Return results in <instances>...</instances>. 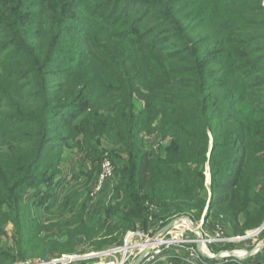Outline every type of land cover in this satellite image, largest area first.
<instances>
[{"label": "trees", "instance_id": "obj_1", "mask_svg": "<svg viewBox=\"0 0 264 264\" xmlns=\"http://www.w3.org/2000/svg\"><path fill=\"white\" fill-rule=\"evenodd\" d=\"M260 2L0 0L1 239L13 225L0 264L120 244L99 238L192 210L214 213L234 237L264 223ZM63 129L86 155L98 138L124 142L115 222L75 219L74 193L43 191L41 166L59 156L49 143ZM155 129L169 138L161 154L145 146Z\"/></svg>", "mask_w": 264, "mask_h": 264}, {"label": "rangeland", "instance_id": "obj_2", "mask_svg": "<svg viewBox=\"0 0 264 264\" xmlns=\"http://www.w3.org/2000/svg\"><path fill=\"white\" fill-rule=\"evenodd\" d=\"M129 9L133 11L138 10L137 3L128 2ZM260 6L259 9H256V12L261 15V32L264 37V0H261L259 3ZM167 30L169 33H166V35L162 40H165V42H170V39H166L169 37L170 33L172 32L171 28L167 27ZM165 34V33H164ZM150 132L149 134L144 135L145 140V146L152 150L156 154H161L165 151L167 145L169 144V138L165 137V133H158L156 131ZM68 131L66 129H63L62 131H58L59 136H53L51 138L50 149H52L54 146H57L55 152L59 153V156H50V160H52L51 167L49 166L50 163H44L41 166L42 171H46L47 175L46 178L49 179L48 183H44L42 186L43 188H46L47 186H51L52 188V197L56 194H60V197L58 201L63 200L66 201L69 199L68 196H71V194L74 193V195L70 198L71 200V208L73 209V218L77 219L78 217H82L85 222L88 224L94 226V225H100L103 220L108 219V221H113L112 217L109 215L111 211V207L116 204V185L118 182V178L121 174V172L126 168L125 164H123L124 158H128L126 154H124L122 151L125 150V144L123 141L119 142H108L106 138L101 137L98 138L94 142V152H92L90 155H86L83 153L78 152L74 145V140L71 139L70 141L62 140L61 134H66ZM108 158L111 160L116 168V173L114 175V178L111 179V181L105 186L102 193L96 196H91V185L94 180V176L96 172L98 171V168L102 162L103 159ZM128 161V160H127ZM123 166V168H121ZM120 172V173H119ZM42 180V178H39V182ZM59 184V185H58ZM209 184V174L206 172L205 175V185L208 186ZM63 186V189H62ZM61 188V189H60ZM33 189L31 191H28L29 193H32ZM46 189H43L45 191ZM48 196L46 198V201L52 200V197ZM33 208V207H31ZM57 211V209H54L53 212ZM64 211H61V218H67L68 216L65 214L63 215ZM54 214V213H53ZM60 214V213H59ZM76 214V215H75ZM81 214V215H78ZM196 210H192L190 213H181V214H175L172 215L170 218H150L148 222L139 223L137 227L128 229L125 231L119 232V229L113 230L112 233L104 236L103 238H99L103 240L104 238H109L111 236L121 238L120 244H108L104 246L101 249L95 248L92 246V243L90 242H84L81 244H78L76 247L73 248V250H69L68 252H64L59 254L58 256H54L50 259L41 260L39 258H30L23 261H16V263L21 262H32V261H49L53 258H58L62 256H73L75 257L73 264H94L97 263L99 260L104 261L108 260L106 257H101V255L95 256V257H85L87 254L91 253H98L105 250H108L113 247H117L120 245H123L124 243V237L129 231H135L137 229L145 231V232H153L157 230L162 224L165 222L175 218V217H183L188 216L191 221H193L197 226L201 228L203 231L204 238L210 237L214 238L215 240L212 242H206L205 250H207L206 253L209 255L213 254H220L224 251H249L252 248H254L258 243L264 240V228L261 232H259L255 236L245 237L244 239L240 240H228V238L234 237L229 232L227 227L225 226L224 222L220 217H217L214 213H209L206 215V210L203 211V213L200 215L199 218H197ZM84 215V216H82ZM47 218L49 220L43 222V224L48 225L52 218H54V215H52V212L47 215ZM62 219L60 222H62ZM115 222V221H113ZM7 231L5 237H3L0 243V250H6L7 247H10L13 245L12 243V236H13V225L8 224L7 225ZM78 227V226H77ZM77 229V228H75ZM56 231V230H53ZM252 231H249L247 234H250ZM44 234V231H42V235ZM246 234V235H247ZM173 236H181L183 240H189V238H193L196 236V234L189 228V225L187 222H182L180 225H176V227L173 229L172 232ZM245 235V236H246ZM236 237V236H235ZM97 239V238H96ZM227 239V240H226ZM196 244V243H195ZM192 242L189 243L186 241L184 243L185 248H179L177 251L173 250L170 251L169 254L171 256H176L175 259L172 260V264H235L234 257L231 256H219L218 258H208L200 254L198 248V257L189 258V250L187 247L190 246H196ZM204 247V245H203ZM204 250V251H205ZM238 254V253H237ZM246 264H264V248L257 251L254 255L251 257H248L244 261Z\"/></svg>", "mask_w": 264, "mask_h": 264}, {"label": "built area", "instance_id": "obj_3", "mask_svg": "<svg viewBox=\"0 0 264 264\" xmlns=\"http://www.w3.org/2000/svg\"><path fill=\"white\" fill-rule=\"evenodd\" d=\"M116 173V169L114 164L108 158L103 159L100 164V171L98 173L97 179L91 190V196L99 195L103 192L107 182L113 179ZM183 222H186L183 220ZM264 224V223H263ZM164 225V224H163ZM161 225L160 227H162ZM159 227V228H160ZM176 227V224L165 234H163L159 239L151 243L149 251L146 253L143 262L141 264H172L173 257L169 254L170 251L178 250L179 248H185L184 243L188 241L189 243L197 244V237L189 238V240H183L181 236H173L172 232L173 229ZM158 228V229H159ZM264 228V227H263ZM260 230V232L263 230ZM157 229V230H158ZM153 232H145L142 230H135L129 231L126 236L124 237L123 245L110 248L108 250L98 252V253H91L88 256H98L106 257L108 260L101 261L99 260L97 263L94 264H129L142 250V248L148 243L150 238L153 234L157 231ZM259 233V232H258ZM256 233L255 235H257ZM203 234V231H202ZM254 235V236H255ZM204 238V235H203ZM244 236H236L228 238V240H240L244 239ZM214 238L205 237L202 241V246L206 245V242L214 241ZM227 240V239H226ZM195 244V245H196ZM203 247V248H204ZM186 249V248H185ZM189 250V258H196L198 257V251L196 246L187 247ZM205 250V249H204ZM207 252V250H205ZM222 256V255H220ZM227 256V255H225ZM224 257V256H223ZM75 257L73 256H62L58 258H53L49 261H40V264H73ZM235 264H246L244 261L245 259H234ZM35 262V261H32Z\"/></svg>", "mask_w": 264, "mask_h": 264}, {"label": "water", "instance_id": "obj_4", "mask_svg": "<svg viewBox=\"0 0 264 264\" xmlns=\"http://www.w3.org/2000/svg\"><path fill=\"white\" fill-rule=\"evenodd\" d=\"M177 220H185L187 222V224L189 225V228L196 234V237H197V248H198L200 254H202L203 256L208 257V258H218L221 255V253L220 254L209 255L208 253H206V251H204L203 246H202V241H203L204 238H203V234H202L201 228L199 226H197L193 221H191L188 216H183V217H175V218L169 220L162 227H160L153 234V236L150 238L148 243L142 248V250L139 252V254L129 264H141L143 262V259H144L145 255H146V253L150 249L151 243L156 242L159 239V237H161L163 234L168 232L175 225V222ZM263 227H264V224H262L261 226H259L256 229L252 230V232L250 234H247L245 237L254 236L256 233L260 232V230ZM262 248H264V240L261 241L260 243H258L251 250L245 251V253L243 255H237L233 251H224V252H225V255H227V256H231V257H234V258H237V259H246L248 257H251L254 253H256L257 251H259ZM17 264H40V261L21 262V263H17Z\"/></svg>", "mask_w": 264, "mask_h": 264}, {"label": "bare ground", "instance_id": "obj_5", "mask_svg": "<svg viewBox=\"0 0 264 264\" xmlns=\"http://www.w3.org/2000/svg\"><path fill=\"white\" fill-rule=\"evenodd\" d=\"M183 222V220H177L176 222H175V224L178 226V225H180L181 223ZM205 248V247H204ZM235 254H237V255H243L244 253H245V251H233ZM227 254V253H226ZM221 255L222 256H224L225 255V252H222L221 253Z\"/></svg>", "mask_w": 264, "mask_h": 264}, {"label": "crops", "instance_id": "obj_6", "mask_svg": "<svg viewBox=\"0 0 264 264\" xmlns=\"http://www.w3.org/2000/svg\"><path fill=\"white\" fill-rule=\"evenodd\" d=\"M226 225V224H225ZM255 254V253H254ZM253 254V255H254ZM85 257H90V258H92L93 256H88V254L87 255H85ZM173 260H177V259H175V257H173ZM75 262V261H74Z\"/></svg>", "mask_w": 264, "mask_h": 264}]
</instances>
